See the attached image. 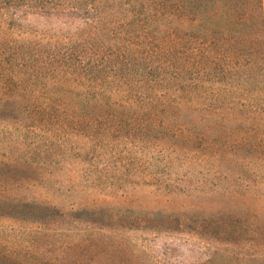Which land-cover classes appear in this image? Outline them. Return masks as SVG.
I'll return each mask as SVG.
<instances>
[{"label": "trees", "instance_id": "trees-1", "mask_svg": "<svg viewBox=\"0 0 264 264\" xmlns=\"http://www.w3.org/2000/svg\"><path fill=\"white\" fill-rule=\"evenodd\" d=\"M0 16L18 34L9 42L0 31V122L55 138L30 156L0 160V220H23L32 206L51 210L20 194L55 176L69 155L95 183L140 182L146 173L171 182L167 172L186 162L189 185H204L219 168L228 179L230 170L217 167L227 159L246 171L238 182L256 181L264 0H0ZM70 139L83 140L84 151ZM53 150L61 159L49 170L36 157ZM53 209L62 224L90 210ZM49 263L65 264L58 256Z\"/></svg>", "mask_w": 264, "mask_h": 264}, {"label": "rangeland", "instance_id": "rangeland-1", "mask_svg": "<svg viewBox=\"0 0 264 264\" xmlns=\"http://www.w3.org/2000/svg\"><path fill=\"white\" fill-rule=\"evenodd\" d=\"M28 19L27 23L38 26L36 16ZM5 20L0 16V31L13 42L18 34L8 29ZM71 31L65 28V34ZM51 135L1 121L0 160L43 150L45 142L55 140ZM67 142L84 151L83 140ZM56 150L47 160L36 157L37 162H46L49 170L56 168L54 162L61 159ZM255 155L259 158L256 181L238 182V174L246 171L227 159L217 167L222 164L230 170L228 179L219 168L214 183L204 185H189L193 170L186 162L167 172L171 182H154L146 173L138 177L144 178L140 182L95 183L81 173L83 162L69 155L70 161L57 168L55 176L47 174L32 191L20 194L22 198L34 195L51 210L37 214L32 206L26 208L23 220H0V264H44L57 256L65 264H264V153ZM203 169L195 167L193 175L201 178ZM55 207L68 213L90 210L70 215L62 224L64 217ZM56 220H61L60 227ZM37 222H48L50 230ZM98 227L105 230L102 236L96 235ZM60 228L66 231L60 233Z\"/></svg>", "mask_w": 264, "mask_h": 264}]
</instances>
